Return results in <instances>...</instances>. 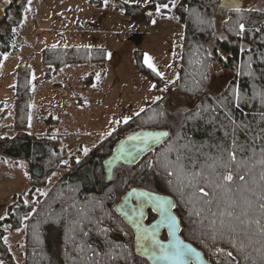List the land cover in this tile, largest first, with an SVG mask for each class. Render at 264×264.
Wrapping results in <instances>:
<instances>
[{"label":"trees","instance_id":"obj_1","mask_svg":"<svg viewBox=\"0 0 264 264\" xmlns=\"http://www.w3.org/2000/svg\"><path fill=\"white\" fill-rule=\"evenodd\" d=\"M83 1L96 7L103 6V0ZM27 2L13 0L8 8L2 7L0 62L13 50L14 40L23 25ZM220 2L178 0L174 13L184 30L180 79L173 84L163 101L147 107L145 112L134 117L128 124H122L84 156L65 154L59 135L37 138L21 136L28 127L33 95L30 67L22 66L18 69L14 86L16 107L13 124L18 136L0 138V156L20 161L27 167L31 188L27 193L28 203H23L25 198L15 196L7 207L6 219L0 221V260L5 264H15L4 241L8 231L23 230L24 264H85L84 256L92 257L87 264H149L136 255L135 236L115 212L123 196L131 189L139 188L173 199L174 210L182 227L181 237L200 250L208 262L211 258L213 262L224 264V257L213 255L219 247L232 251L239 264H252V260L243 259L245 254H250L259 264L260 254L254 251V248L260 247L259 244L246 248V253H238L223 240L218 239L213 243L209 239V230L204 227L207 220L201 224V217L194 215V211L204 207L203 216L211 219V213H218L224 205H218L214 198L210 206L196 203L192 190L181 185V178L168 175L172 169L166 170L162 166L166 156L174 159L177 154L175 151L169 154L170 149L189 142L197 146H227L230 137H225L224 132L231 129L229 117L238 123H250L255 131L264 127V120L260 118L264 105L259 98V94L264 92V12L244 8L240 12L228 11L221 26L223 38L215 39L214 16ZM116 8L123 9L128 18L140 20L143 24L151 22V16L142 6L116 4ZM150 9L154 10L151 4ZM196 16H202L206 22L198 24ZM240 23L245 25L243 34H237ZM142 55L140 52L135 55L138 71L157 84L158 88L162 87L163 82L144 65ZM105 60L106 51L103 48H47L42 53V65L55 71L65 67L103 63ZM237 91L240 94L239 107H236ZM183 101L194 106H180ZM160 110L165 112L166 118L160 122H151L150 118ZM193 114H198L197 119H185ZM162 130L170 132L162 144L146 154L136 165H119L112 180L107 181L104 163L118 143L134 133ZM254 134L251 132L248 136ZM238 135L240 141H248V136L243 132ZM203 151L214 152L215 149L208 147ZM66 160L70 161L68 167L63 163ZM61 168L65 169L64 174L52 184L47 195L35 198L37 190L45 187ZM25 216L29 218L24 219ZM155 219L149 212L148 223ZM101 229L109 231L105 234ZM84 232L88 235L85 236ZM163 238H167L166 234ZM241 239L247 243V238L241 236ZM82 243L87 245L83 254L79 251ZM89 249L95 250L96 255L93 256ZM109 252L116 259L105 255Z\"/></svg>","mask_w":264,"mask_h":264},{"label":"rangeland","instance_id":"obj_2","mask_svg":"<svg viewBox=\"0 0 264 264\" xmlns=\"http://www.w3.org/2000/svg\"><path fill=\"white\" fill-rule=\"evenodd\" d=\"M246 10L264 12V0H238ZM0 8L6 0L0 1ZM123 0H109V5L96 7L83 0H31L27 2L23 25L13 43V50L0 62V138H15L13 128L17 71L22 66L31 69L33 100L27 130L22 137L59 135L65 154L84 156L112 129L123 123H112L140 108L146 109L157 95L166 97L169 91L150 90L154 82L137 69L135 55L147 53L154 58L167 80L179 76L184 30L178 19L168 20L153 13L157 23L143 24L116 8ZM143 5V0H141ZM30 9V10H28ZM221 6L215 10L216 38H223L221 26L228 16ZM172 15L176 16L174 10ZM55 46V47H53ZM103 48V63L65 67L55 71L42 65V53L47 48ZM111 52V59L107 53ZM6 57V58H5ZM169 65H171L169 67ZM99 75V80H97ZM164 87V83L162 89ZM180 104V103H179ZM194 104L181 102L180 106ZM89 151V152H90ZM88 152V153H89ZM67 167L70 163L66 160ZM65 172L58 169L47 185L35 193V198L55 183ZM31 188L27 167L0 156V221L7 217V207L15 196L27 199ZM7 245L15 264H24L23 230L8 231ZM5 264V263H4ZM9 264V263H7Z\"/></svg>","mask_w":264,"mask_h":264},{"label":"snow or ice","instance_id":"obj_3","mask_svg":"<svg viewBox=\"0 0 264 264\" xmlns=\"http://www.w3.org/2000/svg\"><path fill=\"white\" fill-rule=\"evenodd\" d=\"M12 2L13 0H6L7 4H12ZM28 3L30 5L31 0H28ZM123 3L125 5L143 6L145 8L151 4L156 15L168 20L178 19V17L172 15L173 10L177 8L178 0H143V5H141V0H123ZM103 5L107 7L109 0H103ZM221 8L228 11H241L237 0H224ZM148 15L152 16L153 13L150 11ZM196 22L204 24L206 21L202 16H196ZM151 23L155 25L157 20L152 19ZM256 31H259V29H256ZM244 32L245 25L240 23L237 34H243ZM107 56L111 59L112 53H107ZM224 58L226 59L227 57ZM143 62L164 83L162 89H159L157 84L153 83L150 85V90L168 92V85L175 84V80L169 81L166 79L164 72L158 68L151 55L145 53ZM203 78L207 79L206 76ZM179 79V76H177L176 80ZM97 80H99V75H97ZM236 98V107H239L240 94L238 91ZM259 98L261 104L264 105V92L259 94ZM164 99V96L157 95L151 103L158 104ZM142 112H145L144 108H140L132 115L114 120L112 123L117 125L121 123L128 124L130 121H133L134 117H139ZM197 116L198 114H193L187 116L185 119L195 120ZM165 118V112L160 110L154 113L150 121L160 122ZM260 118L264 120V112L260 113ZM150 121H145V123ZM229 123L231 125L230 131L224 132L225 137H230L227 146L223 144L212 146L201 144L197 146L189 142L180 147L170 149L169 154L172 151H175L177 154L174 159L166 156L162 161V166L166 170L172 169L168 171V175H176L181 178V185L192 190V196L195 197L196 203L210 206L213 202L212 198H214L218 205H224L218 213H211L213 217L211 219L203 216L204 207L194 211V215L201 217V224L207 220V224L204 227L209 230V239L213 243L218 239L223 240L238 253H246V248L259 244L260 247L254 248V251L260 254L259 264H264V127L255 131L250 123H238L231 117H229ZM115 131L116 129L112 128L107 133V136H111ZM240 132H243L245 136H248L251 132H255V134L248 136V141L242 142L238 135ZM169 136L170 132L166 130L136 133L129 136L128 140L140 141L143 147L135 143L125 146V142L122 141L121 154L135 159L140 152L145 149L151 150L153 144L159 143L163 138ZM180 139H184V137H180ZM208 147L214 148L215 151H203V149ZM89 151L85 147L83 149L84 155H87ZM63 163L67 164V161H63ZM42 195L46 196L47 193H42ZM201 196L203 199H201ZM129 197H135L136 203L132 204L131 200H126L124 215L132 220L137 232L136 239L144 254L150 256L154 261H163L165 264H197L201 253L191 245L175 238L177 220L174 216L169 215L168 202L165 199L151 192H137L135 189L129 193ZM189 202L191 203L192 201L190 200ZM23 203L27 204L28 200L25 199ZM148 204H151L161 215L159 223L151 227H145L140 222V218L144 215L143 209ZM208 211L211 212L210 207H208ZM28 218V216L24 217V219ZM0 219H3V217H0ZM162 226H166L169 229L171 238L167 242L157 238V233ZM77 227H80V225L77 224ZM253 227L254 231H252ZM101 231L107 234L109 230L101 229ZM84 235L87 236L88 233L84 232ZM241 236L247 238V243H245L244 239H241ZM254 237H259L260 239L256 240ZM4 242L7 243V239ZM86 248L87 245L82 243L79 248L80 253L83 254ZM89 251L92 252L93 256L96 255L95 250L89 249ZM105 255H109L113 260L116 259L110 252L105 253ZM213 255L224 257V264H239L233 252L226 251L224 248L217 247ZM83 259L85 264H87V261L92 259V257L84 256ZM243 259L252 260V264H256L255 259L250 254L243 255ZM0 264H4V262L0 260ZM209 264H219V261L213 262L209 258Z\"/></svg>","mask_w":264,"mask_h":264},{"label":"water","instance_id":"obj_4","mask_svg":"<svg viewBox=\"0 0 264 264\" xmlns=\"http://www.w3.org/2000/svg\"><path fill=\"white\" fill-rule=\"evenodd\" d=\"M223 3H224V0H221L220 6H222ZM237 3H238V5H239V7L241 9L242 7H241V5H240L238 0H237ZM3 4H4V6L6 8L9 7V4H7L6 2H4ZM226 11H228V10H226ZM3 12H4L3 10H0V21L3 19ZM147 132H153V131H142V132H138V133H147ZM134 134H136V133H134ZM134 134H131L129 136H132ZM128 137H126L125 139L122 140L123 142H125V146H128V145H131V144L135 143V144H138L141 147H143V145L140 144V141H129ZM166 139L167 138H163L161 140V142L153 144L151 150L145 149L144 151L140 152L135 157V159H133L132 157L123 156L121 154V142L122 141L120 143H118L117 146L114 148V150L112 152V155L104 163L107 181L110 182L112 180L114 171L119 165H121V164L122 165H127V166L136 165L146 154H148L154 148H156L157 146L162 144ZM133 189H135L137 192H149L147 190L139 189V188H133ZM133 189H131L127 194H125L123 196V198L120 200V202L116 205L115 212L123 220V222L132 230V232H133V234L135 236V239H134V250H135L136 255L139 258L147 261L149 264H165V262H163V261L157 262V261L152 260L150 256L144 254L141 251V249L139 247V244H138V241L136 239L137 232H136L135 227L133 226L132 220H130L129 217L124 215V211L126 210L124 208L125 201L126 200H131L132 204L136 203L135 197H129V193L132 192ZM153 194H155V193H153ZM155 195H158V196L162 197L163 199H165L168 202L169 215L174 216L176 218V220H177V226L175 227V238L180 239L182 242H184L186 244H189V243L185 242L184 239L181 237L182 227L180 225L179 218L177 217V215L175 213V210H174V201H173V199H171L170 197L164 196V195H159V194H155ZM143 212H144V215H143V217L140 218V222L145 227H151V226L159 223V221L161 220L160 212L158 210H155L151 204L146 205L144 207V209H143ZM149 212H151L156 217V219L153 222H151V223H148V214H149ZM164 233H166V235H167V239L166 240H163V238H162ZM157 238L162 240V241H164V242H167L171 238L170 234H169V229L166 226H162L160 228V230L158 231V233H157ZM189 245H191V244H189ZM192 247L195 248L194 246H192ZM196 250L199 253H201V256L198 258L197 264H209V262L206 260V258L204 256V254L200 250H198V249H196Z\"/></svg>","mask_w":264,"mask_h":264}]
</instances>
